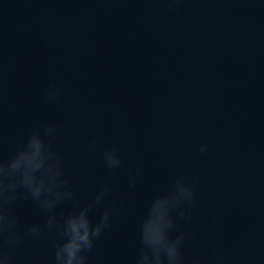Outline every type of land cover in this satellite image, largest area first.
Segmentation results:
<instances>
[{"label": "clouds", "instance_id": "1", "mask_svg": "<svg viewBox=\"0 0 264 264\" xmlns=\"http://www.w3.org/2000/svg\"><path fill=\"white\" fill-rule=\"evenodd\" d=\"M182 2L167 0L169 9L176 13ZM63 95V87L49 80L44 101L49 105L58 104ZM61 127L57 123L36 126L7 157L0 148V264H16L15 253L27 240H46L52 248V264H89L97 241L112 227L113 218L118 215L115 205L105 206L112 191L109 182L87 203L79 200L66 174L64 153L57 145ZM97 147L93 140L90 150L95 152ZM207 149L202 144L199 152L203 155ZM102 159L110 172L124 167L117 144L104 148ZM127 175L128 187L134 190L143 169L138 165L129 169ZM200 179L199 172L190 177L178 173L170 190L151 200L140 224L134 264H225L223 253L216 247L207 255H185L186 243L196 241L192 228L201 207L196 190ZM22 201H30L43 215V221L23 224L17 211ZM66 203L71 205L70 210L58 215V207ZM96 209H102L98 219L92 216ZM219 224L217 218H211L210 230L215 231Z\"/></svg>", "mask_w": 264, "mask_h": 264}]
</instances>
